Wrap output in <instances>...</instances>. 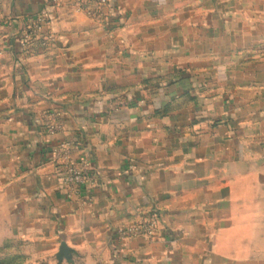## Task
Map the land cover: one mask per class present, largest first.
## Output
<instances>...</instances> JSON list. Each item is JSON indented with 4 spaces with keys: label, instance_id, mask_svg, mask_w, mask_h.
<instances>
[{
    "label": "crops",
    "instance_id": "0c3cea01",
    "mask_svg": "<svg viewBox=\"0 0 264 264\" xmlns=\"http://www.w3.org/2000/svg\"><path fill=\"white\" fill-rule=\"evenodd\" d=\"M40 17L46 48L26 39ZM0 21V249L264 264V0H110L103 23L0 0ZM67 144L94 179L72 200L51 177ZM151 211L153 238L116 234Z\"/></svg>",
    "mask_w": 264,
    "mask_h": 264
},
{
    "label": "built area",
    "instance_id": "2783aa9c",
    "mask_svg": "<svg viewBox=\"0 0 264 264\" xmlns=\"http://www.w3.org/2000/svg\"><path fill=\"white\" fill-rule=\"evenodd\" d=\"M56 5L70 2L75 12L83 13L89 18L103 23L106 20V9L110 0H52ZM48 24L45 17H40L31 25L27 31L26 39L34 38L40 48H46L56 41L55 34L50 30L46 34H40L43 27ZM2 22L0 21V28ZM46 130L50 135H55L62 130V124L58 121L46 123ZM74 146L62 145L54 153V172L51 176L60 181L68 200H72L82 195V191L94 183L93 175L87 161L76 162L71 157ZM90 202V199H89ZM159 224V216L156 212H149L140 217L132 225L124 226L116 230V234L122 240H134L138 238H153Z\"/></svg>",
    "mask_w": 264,
    "mask_h": 264
},
{
    "label": "rangeland",
    "instance_id": "374dc122",
    "mask_svg": "<svg viewBox=\"0 0 264 264\" xmlns=\"http://www.w3.org/2000/svg\"><path fill=\"white\" fill-rule=\"evenodd\" d=\"M54 261V258L51 256L41 258L32 254L8 253L2 248L0 249V264H55Z\"/></svg>",
    "mask_w": 264,
    "mask_h": 264
},
{
    "label": "water",
    "instance_id": "95a60500",
    "mask_svg": "<svg viewBox=\"0 0 264 264\" xmlns=\"http://www.w3.org/2000/svg\"><path fill=\"white\" fill-rule=\"evenodd\" d=\"M71 250L67 247L65 243H62L59 249V252L56 256L59 263L63 260L69 261L72 258Z\"/></svg>",
    "mask_w": 264,
    "mask_h": 264
}]
</instances>
